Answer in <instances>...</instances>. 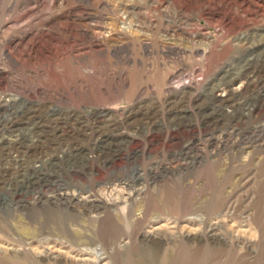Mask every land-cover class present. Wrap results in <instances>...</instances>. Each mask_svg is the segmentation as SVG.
Listing matches in <instances>:
<instances>
[{
    "label": "rangeland",
    "instance_id": "1",
    "mask_svg": "<svg viewBox=\"0 0 264 264\" xmlns=\"http://www.w3.org/2000/svg\"><path fill=\"white\" fill-rule=\"evenodd\" d=\"M85 28L98 43L82 37ZM63 55L66 68L57 63ZM249 58L251 68L239 72ZM43 66L59 75L55 84L45 83ZM64 70L91 76L95 91H69ZM48 87L51 99L41 95ZM214 92L226 112L244 102L250 112L205 125L204 113L218 106ZM11 98L45 123L47 145L16 147L31 152L28 163L79 150L92 171L73 179L93 187L87 199L108 201L107 182L118 178L113 194L125 203L98 222L79 207L84 216L69 221L47 204L14 206L0 217V264H264V0H0V100ZM104 140L115 146L102 168L93 159ZM16 172L0 174V194ZM135 181L131 207L125 186ZM47 190L43 201L55 195ZM53 249L61 259H44Z\"/></svg>",
    "mask_w": 264,
    "mask_h": 264
},
{
    "label": "bare ground",
    "instance_id": "2",
    "mask_svg": "<svg viewBox=\"0 0 264 264\" xmlns=\"http://www.w3.org/2000/svg\"><path fill=\"white\" fill-rule=\"evenodd\" d=\"M85 29H86L87 33L84 34L82 37L89 35L91 37L92 41L94 39L93 42L98 43L97 40H95V38L100 37L99 35L96 34L98 32H94L89 28H85ZM75 31H76V29H75ZM112 40H114V38ZM92 44H94V43H91V45ZM60 46H61V44H60ZM68 49H69V46H68ZM31 51H32V53L37 54L36 47L31 48ZM92 53L90 52L89 54H87V55L85 54L84 56L86 58L90 59V57H88V55H89V56H91V59H92V58H95L97 55L101 54L102 51L101 50L93 51ZM59 55H60V53L58 51H56V56L58 57ZM64 56H67V55H63V57ZM79 56L80 55H78V58H79ZM59 57H62V56H59ZM80 57H82V56H80ZM85 57L83 59H85ZM70 58L71 57H64L63 59H61L62 61H58L59 60V58H58L57 63H59V64L62 63L61 67L66 68L65 63ZM72 59H74V58L72 57ZM252 60H253L252 58L244 60L245 63L241 67V69L242 70L244 69V71H240L241 70L240 69L239 72H246L247 70H249L252 66ZM79 61H81V58L78 60V62ZM44 62H45V64H48V59H45ZM59 64H57V65H59ZM92 68H95V74L94 75L97 76V73H98L97 70L98 69H97V62L96 61L94 63H92ZM51 70H52L51 66H43L40 69L39 74L44 73V74H41V76L44 78L43 80L45 81V83L55 84V80L57 79L55 77H58L59 75H57V73L55 74ZM77 71H73V72H77ZM62 72L63 73L60 75L63 76V79L65 78V83H67L69 85V87L72 86V87H70L72 89H69V91L74 90V89L75 90L77 89L78 93H86V91L87 92L95 91V87H91L93 85H90V83H87L88 82L87 80H89L91 76H88V79H87L86 75H83V73L80 70L75 74L74 73L72 74V72L69 70H64ZM38 77H39V75H38ZM103 77H105V76H103ZM97 78H99V77H97ZM104 79L107 80V78H104ZM104 79H103V83L101 85L98 84L99 86L102 87L103 84L106 86V81ZM89 82H91V81H89ZM53 84H51V85H53ZM44 85L46 86V84H44ZM55 86H57V85H55ZM48 91H49V87H48V89H46L45 91L42 92L43 94L41 93V95H43L42 97H44L45 99H51L52 98L53 92H48ZM99 91H100V89H99ZM68 93H70V92H68ZM58 97H61V96L58 95ZM73 97H74V95H73ZM221 97H222V95H217V94H215V92H214V95L211 96L212 101L214 103H218V106L213 109L212 113H204L203 112L205 125H210L212 123V121L210 119L217 117V116L224 119V118H231V117L236 116L235 114L237 111L238 112L241 111L240 113H243L244 116H245L246 112H248V113L250 112V109L248 108L250 106V103H247V102H244L247 104V107H244L242 104H239V105L232 107L230 112H226L225 110L228 107H226V105L224 104L225 100L220 99ZM3 103H6V105H3ZM246 108H247V110L244 111ZM33 109H34L33 105L27 104L26 102H23L22 99L11 98L9 100H5V99L0 100V124L4 123V122L6 124V129L3 130L1 128L2 130H0V163L6 157L10 158V159L13 158L10 155L11 152L14 151L15 153H13V154H16V153L18 154L16 159L11 163L12 165H10V167L7 168L3 173L0 172V174L5 173L7 175L9 169L15 168L17 170L16 173H14L11 176L9 175L10 177H8L7 180H5V186H4L5 188L4 189H6L7 194L6 193L0 194V217L3 215V213L5 215H9L7 211L12 210V208L14 206H18L17 208L21 212H23L24 210H26L30 206V204L32 206L47 204L49 207H52V206L56 207V209H58V211L61 212V215L64 217H67L66 219L69 221L75 220L78 217L81 218L82 216H84L83 213H75L74 209H76L78 207L80 209H82L83 211L86 210V211H89L91 214H94L95 216L94 215L93 216L96 218V220H97L96 222H98L99 220L102 219V217H103L102 214L104 213V211L105 212L107 211L108 206L115 209V211L120 210V206L122 205V203L125 200L122 199V200L118 201L119 198L118 199L115 198L116 194H113V193L115 191L114 187H116L117 185L114 186V184H112V181H114L118 178L111 179L110 181L107 182L108 184H110L113 191L111 190L112 192H110V193H109V191H105V192L109 193L108 195H110L111 198H109L108 201L105 200V202L100 199V202H102V203H99L98 201H95V202L89 201V199H87L88 198L87 193L89 194L92 191L93 187H90L87 184H81L79 182L74 181L73 176H75L79 172L80 173H87L89 171L88 166H84L86 163V162L84 163V161H85L84 155H86V154L82 155L81 151L78 152L79 150H72V149H67V150L64 149L63 150L62 149V150H59L57 153L50 154L46 157H44L42 154H40L39 156L35 157L34 164L28 163L27 157H29L31 152L30 153L29 152L23 153V152L19 151L16 147L22 146V147L26 148L27 151H29L30 149L42 147L41 144L47 145V143H48V139H47L48 136L47 137L45 136L46 131L44 130L45 129L44 128L45 123L43 122L44 121L43 118L40 115H36L35 113H34V117L32 115V116H30L32 118H27L29 116V114L33 113ZM95 113H98V112H95ZM47 116H55V115L53 114V112L48 111ZM206 119H209L210 122L207 123ZM182 120H183V118L180 119V121H182ZM86 122H89V121H86ZM221 122H223V121H221ZM221 122L219 120H216L214 123L217 126H219L221 124ZM56 123H58V121H56ZM58 131L60 133H64V134L66 133L65 130H63V129H60ZM12 136H14V137L12 138ZM99 139H101V138H99ZM110 143H112V142H109L108 140H104L101 143H98L96 145V147L94 148L95 157L93 160L97 161L98 164L101 165L102 168L107 167V165L109 164V162L111 160L107 157L104 158V154H106V151L111 150L115 146L114 144L112 145ZM50 146H52V145H50ZM8 162H10V161H8ZM6 164H8V163H6ZM91 171L92 170H90V172ZM90 172H88V173H90ZM67 179H71V180H67ZM137 182L138 181H135V183L133 185L125 186V187H127V188H125V190H129V189L131 190V191H129L130 197H128V199L126 201L127 203H129V205L131 207H133L132 206L133 202H134L133 198L135 197V195L137 193L135 191V188H137V186H138ZM2 183H3V181H2ZM102 184H104V183H102ZM99 185L100 184L98 183V186ZM100 186H102V185H100ZM52 187L55 189V195L52 197H47V200L43 201L42 200L43 197L41 198L40 195L46 194L43 192H46L47 189H50ZM107 187H106V189H107ZM116 189H118V188H116ZM138 191H139L138 195L140 196V195H142L144 190L140 189ZM31 194L34 195L33 196L34 199L32 200L33 202H29L30 201L29 200V201H25V202H27V204H23L21 197H25V196L28 197ZM82 195H84V196H82ZM46 196H48V195H46ZM101 210H102V213H100ZM46 214H49V213H46ZM44 217H47V216L46 215L41 216V218H44ZM57 217H59V216H57ZM106 217L111 218V217H115V216L113 214L106 213ZM29 218H32V217H30V214L27 216V219H29ZM95 218H93V219H95ZM157 230H160V228H158V227H157V229L153 228L151 230V232H148L147 234L151 236L154 233V231L156 232ZM158 237H159V235H158ZM56 251H54V249H53V250H49V252L43 253L44 259L50 258V259L60 260L61 254H59V252H56ZM40 253H41V251H40ZM44 254H46V255H44ZM23 256H24V254H23ZM39 256L41 257V255H39ZM163 260L165 262H167V260H165V258H163ZM78 263L79 264H93V262L90 261V258L89 259H85V258L80 259V260H78ZM94 263L95 264H102L103 261L100 262L99 260H95Z\"/></svg>",
    "mask_w": 264,
    "mask_h": 264
}]
</instances>
